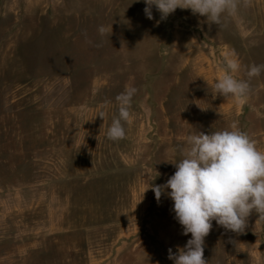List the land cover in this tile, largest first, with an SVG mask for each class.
<instances>
[{
  "label": "rangeland",
  "instance_id": "rangeland-1",
  "mask_svg": "<svg viewBox=\"0 0 264 264\" xmlns=\"http://www.w3.org/2000/svg\"><path fill=\"white\" fill-rule=\"evenodd\" d=\"M145 7L0 0V264H174L168 250L191 234L149 187L174 174L187 137L236 124L264 151V72L243 103L214 89L225 56L238 80L264 64V0L222 26L190 9L148 19ZM129 87L126 136L113 142ZM212 224L207 264H264L259 214L239 234Z\"/></svg>",
  "mask_w": 264,
  "mask_h": 264
},
{
  "label": "clouds",
  "instance_id": "clouds-1",
  "mask_svg": "<svg viewBox=\"0 0 264 264\" xmlns=\"http://www.w3.org/2000/svg\"><path fill=\"white\" fill-rule=\"evenodd\" d=\"M252 0H144V13L153 19L155 7L160 19H166L177 8L190 9L206 17L209 25L222 26V17L235 16L241 6L249 7ZM101 35L105 29H98ZM238 59L225 56L223 75L214 84L216 95L234 98L243 103L249 95L250 80L264 72V64L251 65L247 80L236 79L233 73L240 70ZM135 87L126 88L116 96L118 115L109 126L106 137L116 142L126 136L124 124L130 120V108ZM104 119V113L99 115ZM189 135L186 146L179 148L182 159L173 163L175 172L166 183L151 184L157 202L162 196L173 201L172 211L182 226V234L191 238L176 253L168 250V259L174 264H207L204 259L205 237L215 221L218 226L233 233H243L247 218L253 213L264 220V151H260L251 137L239 130ZM160 173L157 172V176ZM148 188V189H149ZM147 189V190H148ZM146 190V191H147ZM145 191V192H146Z\"/></svg>",
  "mask_w": 264,
  "mask_h": 264
}]
</instances>
